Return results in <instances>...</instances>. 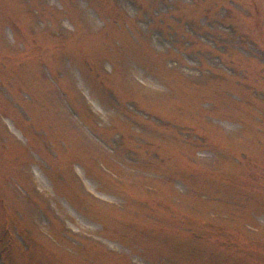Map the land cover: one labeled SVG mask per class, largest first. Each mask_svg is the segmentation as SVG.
I'll list each match as a JSON object with an SVG mask.
<instances>
[{
  "label": "rangeland",
  "instance_id": "rangeland-1",
  "mask_svg": "<svg viewBox=\"0 0 264 264\" xmlns=\"http://www.w3.org/2000/svg\"><path fill=\"white\" fill-rule=\"evenodd\" d=\"M0 264H264V0H0Z\"/></svg>",
  "mask_w": 264,
  "mask_h": 264
}]
</instances>
